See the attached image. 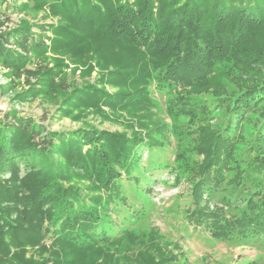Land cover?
<instances>
[{
    "label": "trees",
    "instance_id": "16d2710c",
    "mask_svg": "<svg viewBox=\"0 0 264 264\" xmlns=\"http://www.w3.org/2000/svg\"><path fill=\"white\" fill-rule=\"evenodd\" d=\"M35 2L39 6L49 4L61 18L57 26H50L53 49L100 40L107 48H95L96 55L105 51L107 59L123 61L108 72V81L142 84V88L127 92L131 100L122 107L140 99L146 101V88L152 80L173 91L167 106L169 116L175 122L188 118L198 127L196 149L201 160L190 178L196 202L185 215L187 220L203 224L215 239L231 237L234 230L239 239L252 235L264 238V82L247 77L264 65V0ZM9 19L0 13V66L8 69L10 81L23 79L29 85L17 93L19 100L40 96L53 100L62 93L67 95L63 116H74L75 110L90 106L99 108L102 102L111 108L123 104L114 99L115 94L95 84L84 83L69 91L66 77L57 80L59 64L38 66L36 62L49 48L47 28L39 26L40 33L27 24L9 29ZM238 79L231 89L224 83ZM180 87L186 88V94ZM200 90L210 91L211 100L230 110L236 124L210 129L205 120L196 122L211 113L207 100L191 95ZM249 112L262 116L254 143L245 148L256 162L241 166L233 148L242 140L239 130ZM85 144H90L88 150L83 149ZM144 146L152 150L164 144L138 135L128 138L119 134L97 136L88 130H47L33 117L14 109L0 110V264H155L144 255L125 253L138 247L132 243L128 247L126 239L132 242L142 236L112 219L122 207L131 208L122 178L124 174L134 177ZM22 164L37 169L34 177L28 174L21 181L22 186H15V176L13 180L1 177L8 171L17 172ZM70 169L69 178L78 175L90 182L87 191L79 185L64 184L62 178ZM134 181L139 187L138 177ZM248 181L252 183L247 189L249 196L234 212L211 210L207 202L202 205L203 196L212 197L224 183L232 191ZM141 195L142 191L138 192ZM6 203L10 207L2 206ZM134 214L139 218L147 212ZM112 243L117 244L114 252ZM36 245L48 250L40 258H26L25 247ZM174 258L166 256L158 264L173 260L175 264Z\"/></svg>",
    "mask_w": 264,
    "mask_h": 264
},
{
    "label": "rangeland",
    "instance_id": "374dc122",
    "mask_svg": "<svg viewBox=\"0 0 264 264\" xmlns=\"http://www.w3.org/2000/svg\"><path fill=\"white\" fill-rule=\"evenodd\" d=\"M0 13L9 16V29H16L27 24L34 32L40 33L39 26L47 28L45 38L49 48L41 59H37L38 66L55 64L60 66V76L66 77L73 90L75 86L84 83L95 84L99 88H104L106 92L115 94L114 99L122 100L123 104L116 108H111L106 103L99 108L90 106L84 109L75 110L74 116H63L62 106L67 95L59 93L53 100L43 96L30 97L26 100H19L17 93L29 88L23 79L14 83L6 76L8 69L0 66V110H16L19 114L33 117L47 130L61 132H71L75 130H88L98 135L110 136L113 134L124 135L128 138L140 136L145 139H155L156 143L164 144L163 148L150 150L147 146L140 149L139 169L134 170L132 176L140 180L139 187H136L134 177L123 175L122 183L124 191L128 192L130 210L121 209L120 214L113 213L112 219L115 223L121 224L128 230L140 234L142 237L126 239L128 247L130 243L138 244L132 251L129 248L125 251L127 255H144L152 259L155 264L161 262L166 256L175 255V264H264V238L252 235L250 238L239 239L234 230L231 237H221L215 239L210 232L204 228L203 224L191 223L187 220L186 214L194 207L196 198L192 190L191 176L195 171L196 164L201 160V155L196 149L199 138L198 131L194 123L188 118L182 117L174 121L169 116L167 109L169 101L174 95L172 90L159 86L157 81L152 80L146 88V101L141 99L136 103H129L127 92H138L142 84L122 83L108 81L111 76L108 72L116 69L117 64L123 61L116 58L107 59L105 51L100 55L95 54V48H107V44L100 40L92 42L86 40L82 44H76L68 49H53L52 40L54 37L50 26H57L60 23V16L55 14L49 4L36 5L35 0H0ZM7 30V29H6ZM87 59V60H84ZM36 64V65H37ZM34 66L35 68L37 66ZM248 74V79L254 82H264V65ZM104 80V81H103ZM239 80L232 82L225 81L227 88L231 89ZM37 77L32 82H36ZM127 86V87H124ZM182 87H180L181 89ZM180 89H177L176 92ZM75 90V89H74ZM186 94V88H182ZM121 94L119 97L118 95ZM191 95H196L200 99L207 100L206 104L211 105V113L205 120L209 128H222L229 123L236 124L235 117L230 110L218 107L216 100H211L212 93L208 90H200ZM139 96V94H137ZM261 114L249 112L245 122L240 127L242 140L235 143L233 152H236L241 166H246L256 162V157L245 153L246 147H251L254 143L255 133L261 124ZM235 140V138L233 137ZM135 140V139H133ZM90 144L83 146L88 150ZM264 163V159H263ZM264 169V167H263ZM36 168L22 164L17 172L8 171L1 175L4 180H13L14 176L18 180L15 186L20 184L25 177H34ZM71 170L65 171L62 178L65 185L82 186L87 191L90 182L86 178L78 175L69 178ZM75 172H77L75 170ZM78 173V172H77ZM29 174V175H28ZM13 183L12 181H7ZM34 182V181H33ZM252 187L250 181L246 185H239L230 191V186L225 187V183L220 190L210 197L205 194L202 205L207 202L211 210L223 208L224 212L230 214L249 196V189ZM142 195L138 196V192ZM26 193L31 190L22 187ZM228 195L230 198H227ZM226 197V202L224 199ZM232 201L230 205L227 203ZM207 205V204H206ZM227 205V206H224ZM10 207L9 203L2 205ZM145 210L147 215L136 218L135 212ZM15 218V217H14ZM123 218V219H122ZM49 244L50 241L46 240ZM48 247V246H47ZM117 247L112 243L111 252ZM46 248V247H44ZM43 246H26V258H40L48 250ZM15 250V249H14ZM174 263V260L171 264Z\"/></svg>",
    "mask_w": 264,
    "mask_h": 264
}]
</instances>
